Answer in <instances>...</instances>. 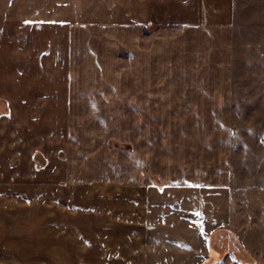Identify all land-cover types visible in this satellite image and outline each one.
Returning a JSON list of instances; mask_svg holds the SVG:
<instances>
[{"label":"crops","instance_id":"0c3cea01","mask_svg":"<svg viewBox=\"0 0 264 264\" xmlns=\"http://www.w3.org/2000/svg\"><path fill=\"white\" fill-rule=\"evenodd\" d=\"M68 1L79 4L82 17L87 1L99 2L100 18L107 21L102 25L110 29L99 32L110 35L113 26L128 34L102 47L107 50L98 59L103 67L94 71L93 79L99 82L96 97L124 99L120 104L125 137L113 138L114 104L98 110L108 123L86 127L92 131L88 138L81 140L79 133L74 137L76 161H67V170L52 166V178L57 179L45 172L47 180L57 183H45L41 192L45 205H38L36 182L21 180L22 136L14 132L8 143L1 120L10 113L21 126L28 111L41 113L45 115L41 128L52 130L45 140L60 136L69 142V127L51 116L68 107V95L62 92L56 102H43L36 109L34 102L19 107L24 90L13 96L0 93V109L4 111L5 100L10 101L9 111L0 115V264H157L152 253L166 216L174 228L198 225L188 218L192 212L196 220L197 206L182 205L179 192L231 186L236 0ZM63 21L61 25H66ZM82 68L86 82L91 69L84 64ZM30 90L26 97H35ZM108 125L112 133L105 139ZM113 143L115 147H110ZM47 146L58 156L69 149ZM11 148L13 154L7 153ZM44 161L45 169L53 163L48 156ZM68 186L74 188V199ZM105 186L116 190L110 196L113 205H100Z\"/></svg>","mask_w":264,"mask_h":264},{"label":"rangeland","instance_id":"374dc122","mask_svg":"<svg viewBox=\"0 0 264 264\" xmlns=\"http://www.w3.org/2000/svg\"><path fill=\"white\" fill-rule=\"evenodd\" d=\"M78 5L68 0H0V93L13 96L15 92L24 90L19 107L22 104L29 107L34 102L36 109L42 108L43 102H56L62 92L68 95V107L64 106L58 114L51 116L54 120L59 118L62 127H69V142L61 140L60 136L54 138L61 142L53 141L54 138L45 140L46 133L50 134L52 130L41 128L45 123V115L41 113L28 111L26 123L21 126L19 118L15 119L10 113L1 120L7 127L3 135L8 143L13 141L14 132L22 136L21 180L22 184L36 182L33 187L40 198L38 205H45L41 200L45 183H57L56 180H47L45 172L52 178V166L61 165L60 168L67 170L70 167L67 161H76L71 145L76 135L79 133L81 140L88 138L92 131L86 127H94L102 121L108 123L102 113L97 114L98 110L103 111L113 103L116 110L113 122L117 126L113 138L125 137L121 124L125 113L120 104L124 99L109 95L96 97L94 90L98 89L99 82L93 79L94 71L96 74L103 67L98 59L107 50L102 47L124 40L128 34L124 28L118 30L112 25L110 35L100 33L99 29L110 31L102 25L107 21L100 18V3L87 1L83 17V9ZM61 19L67 24L61 25ZM79 25L88 28L78 30ZM233 26L231 186L218 191L197 188L193 194L179 192L182 205L197 206L196 220L192 212L188 218L198 221V225H176L174 228L166 216L157 236L156 250L152 253L157 256V264H264V0H236ZM121 57L124 66V53ZM83 64L86 70L91 69L90 73L86 71L88 78L92 73L86 82ZM5 79L11 82L7 83ZM26 90L35 97L27 98ZM5 101L6 107L1 103L4 111L0 109V115L9 109L10 101ZM111 133L108 125L104 138H110ZM46 144L54 148L67 145L69 149H65L62 157L56 154V150L51 152ZM110 147H115L114 143ZM10 152L13 154V149L7 153ZM36 153L38 155L35 156ZM47 156L53 159V163L45 169ZM90 167L93 169L91 163ZM7 170L10 171L9 167ZM68 187L71 199H74V188ZM102 191L100 205H113L110 196L116 192L115 188L105 186ZM73 203H76V197ZM177 228L180 233H177ZM200 237L206 242L197 241Z\"/></svg>","mask_w":264,"mask_h":264},{"label":"trees","instance_id":"16d2710c","mask_svg":"<svg viewBox=\"0 0 264 264\" xmlns=\"http://www.w3.org/2000/svg\"><path fill=\"white\" fill-rule=\"evenodd\" d=\"M240 248V247H239ZM240 250L242 251V252H244L241 248H240Z\"/></svg>","mask_w":264,"mask_h":264}]
</instances>
